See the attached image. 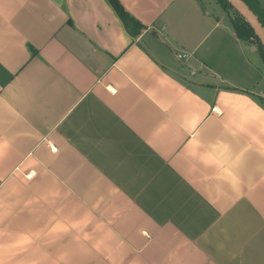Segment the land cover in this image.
I'll return each mask as SVG.
<instances>
[{
  "label": "crops",
  "instance_id": "1",
  "mask_svg": "<svg viewBox=\"0 0 264 264\" xmlns=\"http://www.w3.org/2000/svg\"><path fill=\"white\" fill-rule=\"evenodd\" d=\"M119 1L137 34L0 0V264H264L261 57L217 0Z\"/></svg>",
  "mask_w": 264,
  "mask_h": 264
},
{
  "label": "trees",
  "instance_id": "2",
  "mask_svg": "<svg viewBox=\"0 0 264 264\" xmlns=\"http://www.w3.org/2000/svg\"><path fill=\"white\" fill-rule=\"evenodd\" d=\"M221 7L229 13L231 23L233 25L236 36L248 45H253L256 52L259 54L263 61L264 69V47L261 45L259 39L254 33V30L241 16L238 11L227 1V0H217ZM249 8L256 15L262 26L264 27V5L261 0H243ZM116 16L119 18L123 26L132 35H135L142 28V25L133 18L121 5L119 0H107Z\"/></svg>",
  "mask_w": 264,
  "mask_h": 264
},
{
  "label": "water",
  "instance_id": "3",
  "mask_svg": "<svg viewBox=\"0 0 264 264\" xmlns=\"http://www.w3.org/2000/svg\"><path fill=\"white\" fill-rule=\"evenodd\" d=\"M238 13L245 18L249 25L254 30L255 35L259 39L261 45L264 47V27L243 0H227Z\"/></svg>",
  "mask_w": 264,
  "mask_h": 264
},
{
  "label": "built area",
  "instance_id": "4",
  "mask_svg": "<svg viewBox=\"0 0 264 264\" xmlns=\"http://www.w3.org/2000/svg\"><path fill=\"white\" fill-rule=\"evenodd\" d=\"M176 55H177V58L178 59H183V58L186 57V54L185 53H177Z\"/></svg>",
  "mask_w": 264,
  "mask_h": 264
},
{
  "label": "rangeland",
  "instance_id": "5",
  "mask_svg": "<svg viewBox=\"0 0 264 264\" xmlns=\"http://www.w3.org/2000/svg\"><path fill=\"white\" fill-rule=\"evenodd\" d=\"M260 57V56H259ZM260 59V58H259ZM263 64V63H262Z\"/></svg>",
  "mask_w": 264,
  "mask_h": 264
}]
</instances>
